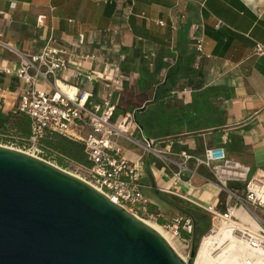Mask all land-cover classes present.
Listing matches in <instances>:
<instances>
[{
    "label": "crops",
    "instance_id": "crops-1",
    "mask_svg": "<svg viewBox=\"0 0 264 264\" xmlns=\"http://www.w3.org/2000/svg\"><path fill=\"white\" fill-rule=\"evenodd\" d=\"M128 7L133 14L125 20ZM0 13V33L12 50L33 54L46 45L66 50L68 69L59 73L60 84L92 92L97 101L110 96L115 116L142 109V128L137 125L142 140L160 141L161 151L172 143L173 151L195 156L223 145L230 160L264 174V54L255 53L258 45L264 47V0H0ZM194 35L202 41L198 59L188 42ZM79 53L101 57L78 62L73 55ZM183 61L194 73L173 76L175 84L166 91L167 75ZM17 64L14 54L0 49V67L13 71ZM89 73L91 83L85 79ZM20 87L13 75L0 73L4 110L17 104ZM152 120L166 125L165 131L155 135ZM146 127L153 134L147 136ZM118 143L128 160L142 159L141 148L124 138ZM141 184L165 223L182 215L176 207L185 200L203 207L219 201L213 185L197 178L188 187L159 165L145 171Z\"/></svg>",
    "mask_w": 264,
    "mask_h": 264
},
{
    "label": "built area",
    "instance_id": "built-area-1",
    "mask_svg": "<svg viewBox=\"0 0 264 264\" xmlns=\"http://www.w3.org/2000/svg\"><path fill=\"white\" fill-rule=\"evenodd\" d=\"M130 15L129 10L124 19L128 20ZM157 25L164 26L160 21ZM220 25L217 22L215 28ZM188 42L197 54V59L200 58L203 51L201 39L194 35L189 37ZM83 43V37L80 36L77 47L80 48ZM0 49L14 54L18 60L15 70L0 67V73L13 75L21 83L16 91V109L30 120V136L21 150L45 161L39 143L49 131L82 142L89 166L69 164L68 168L74 171L75 176L136 218L155 222L160 215L147 210L141 184L145 176L146 160L150 156L149 169L159 165L165 174L188 187H191L193 179L198 178L206 185H213L220 194L245 201L248 207L241 203L240 212L251 215L258 229L239 231L237 237L250 242L254 250L264 249V220L257 217L258 213L264 216L263 173L250 175L248 166L227 157L223 145L204 148L201 155L195 156L185 150L173 151L172 143H167L166 148L161 151L160 141L143 139L139 142L133 139L129 136L131 124L134 122L133 115L127 113L115 119L116 106L111 102L110 96L97 101L92 92L59 83V73L68 69L67 52L63 48L46 45L36 53L24 54L12 50L3 42V35L0 33ZM255 53L263 55L264 47L258 45ZM73 56L78 62L97 61L101 57L84 53ZM85 79L89 83L93 82L90 73ZM105 89L110 90L111 86L105 85ZM122 138L142 149V159L132 163L125 157L118 143ZM222 140V144H226L227 139ZM201 169L209 177L200 176ZM231 183L238 187L230 189ZM190 202L211 215H217L215 207H203L195 201ZM162 228L168 230V235L172 233V237H180L181 233L192 235L194 231L192 219L184 215L170 219Z\"/></svg>",
    "mask_w": 264,
    "mask_h": 264
},
{
    "label": "water",
    "instance_id": "water-1",
    "mask_svg": "<svg viewBox=\"0 0 264 264\" xmlns=\"http://www.w3.org/2000/svg\"><path fill=\"white\" fill-rule=\"evenodd\" d=\"M0 264L186 263L84 181L0 145Z\"/></svg>",
    "mask_w": 264,
    "mask_h": 264
},
{
    "label": "trees",
    "instance_id": "trees-1",
    "mask_svg": "<svg viewBox=\"0 0 264 264\" xmlns=\"http://www.w3.org/2000/svg\"><path fill=\"white\" fill-rule=\"evenodd\" d=\"M111 2L112 1H107V3H111ZM129 10L131 11V15H132L133 14L132 8L130 7L127 10V12ZM126 14L124 15V17L126 16ZM193 73L194 72H192L189 65L185 64L184 61L183 63H177L173 71H171L167 75L166 81L164 82L162 87H164L166 91H170V89L173 87V84H175L174 79L173 81H170V78H172L173 76H178L179 78H189V75H192ZM142 112L143 110L139 109L131 113L134 117V122H136L137 125L140 126L141 128L142 125L140 123V120H138V116ZM8 131L13 133L14 135V137H12L11 139L14 141L13 143L15 144V146L21 149L22 147L26 146L27 144L26 141L29 139L30 136V120L26 115L19 112L17 109L4 110L3 107L0 105V134L5 135L4 132H8ZM2 141L3 140L0 139V142ZM4 141L7 140L4 139ZM39 144L43 152V159L52 160L53 163L57 164L59 167L68 168L69 164L89 166L87 155L85 153L84 145L82 142L68 138L60 133L49 131L40 140ZM202 174L205 177L208 176L206 173H202ZM237 187L238 185L234 183L229 184L230 189H236ZM221 195H223V193L219 195V199L221 198ZM176 208L182 215L191 218L193 221V225H194L193 234L187 235L185 233H181V237L184 240L190 241L191 253H195L197 250V243H198V240L196 238L197 234L205 230L206 226H208V222H206L205 213L200 208L194 205H190V207L187 208H182L181 206ZM147 210L150 213H154L156 215L158 214L153 211L152 206L149 203H147ZM169 221L170 220L166 221L165 223L163 221V218L159 217L156 219L155 222L160 226H165ZM192 260L193 259H189V264L192 262Z\"/></svg>",
    "mask_w": 264,
    "mask_h": 264
},
{
    "label": "bare ground",
    "instance_id": "bare-ground-1",
    "mask_svg": "<svg viewBox=\"0 0 264 264\" xmlns=\"http://www.w3.org/2000/svg\"><path fill=\"white\" fill-rule=\"evenodd\" d=\"M231 216L249 225L252 231L258 229L248 214L231 211ZM223 219H228V216ZM139 220L160 235L175 250L171 238L161 226L146 220ZM236 227L233 222L229 221V224L224 223L220 229L204 236L199 243L194 264H262L264 249L254 250L250 242L237 238L234 232L239 229Z\"/></svg>",
    "mask_w": 264,
    "mask_h": 264
},
{
    "label": "rangeland",
    "instance_id": "rangeland-1",
    "mask_svg": "<svg viewBox=\"0 0 264 264\" xmlns=\"http://www.w3.org/2000/svg\"><path fill=\"white\" fill-rule=\"evenodd\" d=\"M184 86H185V84H184ZM183 89H187V88L185 87ZM190 89H192V88H190ZM187 90H189V87H188ZM1 101L2 100H0V105L3 107L4 105L2 104ZM6 107H7V109H10V108H8L9 106H6ZM12 109H16V104H14ZM121 115H122L121 112L117 111L116 117L119 118V117H121ZM151 116H153V114ZM149 126L154 131L155 135L161 134L163 131H165L163 129L166 128V125L160 124V122L154 121V120L151 121ZM146 129H147L146 130V132H147L146 135L150 136V132L151 131L149 132L147 127H146ZM139 130L140 129L138 128L137 123L134 122L133 124H131L130 130H129V136L132 137L133 139L138 140V141L141 142V140H142V136L141 135L142 134H140L138 132ZM4 134L5 135H3V134L1 135L0 134V139L3 140L2 142H0L1 146L25 152V151L21 150L19 147L15 146V144L13 143L14 141L11 139L12 137H14L13 133L8 131V132H4ZM4 139L7 140V141H4ZM140 158L135 157V160L132 161V163H134L136 160H138ZM40 160H42V159H40ZM45 161L49 162L51 165L59 168L60 170L66 172V173H69V174H71L73 176L76 175L71 168L59 167L57 164L53 163L52 160H45ZM250 175H251V173H250ZM143 192L145 193V189L143 190ZM185 201L184 202L186 204L182 203V205H181L182 208H187V207H190V205H192L189 202H187V200H185ZM241 203L245 204L248 207V204L245 203V201H242V200L239 201L238 199H236L234 197H230L229 198L227 195L223 194V195H221V198L219 199L218 204L215 207V211H216L217 215H215V216L211 215L210 213H208L205 210H203L202 208H200L205 213L206 222H208V226H206L205 230H203V231L199 232V234H197V237H196L197 240H198L197 249H198V246H199V243H200L201 239L204 236L210 234L212 231L220 229L224 223H228L229 224V221L233 222L237 226L236 228L239 229V231H242V230L248 231V230H250L249 225H247V224L241 222L239 219L234 218V217L231 216V211H240ZM218 206H219V208H218ZM226 216H228V219H223V217H226ZM248 216L251 218V215L248 214ZM257 217L262 219V220H264V216L262 214H260V213L257 214ZM144 220H146L148 222H151V223L157 224L154 221H149L147 219H144ZM161 227H163V226H161ZM163 230L168 233V230H165V229H163ZM239 231L236 230L234 232L236 234V236L238 235ZM171 234L172 233H169V237L171 236ZM200 236H202V237H200ZM170 238H171V242L173 244V247L175 248V252L187 264L188 259H190V255H191V244H190V241L189 240L183 241V238L181 236L180 237H172L171 236ZM195 256H196V253H195ZM194 263H195V257L192 260L191 264H194Z\"/></svg>",
    "mask_w": 264,
    "mask_h": 264
}]
</instances>
